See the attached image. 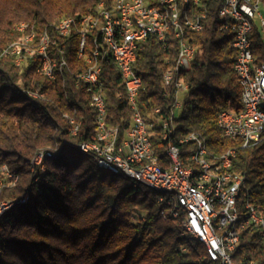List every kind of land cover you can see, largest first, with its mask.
I'll list each match as a JSON object with an SVG mask.
<instances>
[{
  "label": "trees",
  "instance_id": "obj_1",
  "mask_svg": "<svg viewBox=\"0 0 264 264\" xmlns=\"http://www.w3.org/2000/svg\"><path fill=\"white\" fill-rule=\"evenodd\" d=\"M112 1L0 0V204L12 203L0 215V264H218L184 232L182 212L177 217L164 213L169 207L157 201V193L99 168L91 154L78 148L96 141V111L91 92L77 78L87 67L77 57L78 34L60 36L54 25L62 18L93 12L100 2L109 9ZM220 5V0L208 2L203 29L192 34L197 49L191 67L174 75V81L188 85L181 93L178 116L172 114L176 90L162 79L177 57V40L169 36L164 45L149 36L140 43L133 64L141 78L138 107L155 125L151 140L160 165L165 141L159 138L158 120L171 115L174 141L194 134L209 158L233 149L230 171L244 177L238 203L248 201L264 216V141L243 147L222 137L216 126L218 111H238L241 105V88L231 67L232 35L223 28ZM20 23L27 25L23 31L15 28ZM31 30L45 32L47 54L66 62L54 69L52 78L37 70V54L16 64L11 53L14 43ZM94 36L88 35L86 52ZM249 40L254 64L260 65L264 38L257 25ZM98 63L106 126L117 128L120 139L131 112L114 61L109 55L98 56ZM156 108L159 113L153 114ZM178 147L186 163L194 144L187 141ZM40 155L43 170L34 164ZM232 259L264 264L257 229L241 232Z\"/></svg>",
  "mask_w": 264,
  "mask_h": 264
},
{
  "label": "bare ground",
  "instance_id": "obj_2",
  "mask_svg": "<svg viewBox=\"0 0 264 264\" xmlns=\"http://www.w3.org/2000/svg\"><path fill=\"white\" fill-rule=\"evenodd\" d=\"M149 0H137V4L135 7L130 8V16H138L136 25H129L124 29V39H129V47L131 52H134V58H131L130 61V70L133 77L136 79L135 83V93L137 96L139 95V90L141 87V78L133 71V64L136 61L137 51L139 49V45L141 42H144L149 36H153L157 41H159V36L162 44H166L168 37L171 36L173 39L177 40V57L170 67L166 69L163 75L173 74V71H176L175 74H178L184 69H178L179 63V38L181 37V44L184 49H194L196 47L192 43V37H189V25L192 22H200L201 20L206 19L204 17V9L208 6V0H196V3L201 6V8H196L192 14V0H181L180 1V11H177L178 20H174L175 18V9L167 2V0H153V5H156V10L158 11L159 24L158 19L152 17V12H140L144 11L148 8ZM122 2L126 4V6H133V0H113L109 9H114V13L112 18H107L106 31L105 32V18H100V14H109V9H105L103 7L102 2H100L93 12L87 13L78 19L75 18H62L55 25L54 29L60 36H69L71 32H75L79 35V32H86L85 43L81 47L79 51V43H78V52L77 57L83 58L86 62L87 67L83 70V72L77 75V78L81 82H85V75H95L101 71V68L98 63V56H107L109 55L111 59L115 63V67L119 72L121 78V84L124 88V97L126 99V103H130V85L125 80V69L122 68L121 64H123V57L115 55V46L114 43H117V36H119V29L117 28V23H121L123 19V9ZM139 14V15H138ZM204 18V19H203ZM79 25V26H78ZM91 25H94L91 28ZM247 25H249L250 32L253 29L254 25L258 26V22L254 21V17H247ZM63 26H68V34H62ZM151 27V30H145V27ZM27 27L25 23H20L15 26L17 31H23ZM203 29V25H201V30ZM139 32H141L139 34ZM200 32V31H196ZM194 32V33H196ZM95 35L92 39V47L88 52L85 51L88 35ZM104 34V35H103ZM138 38H132L133 36H137ZM98 37L99 41L98 42ZM49 44V38L45 32L41 34H36L34 31H30L22 38H20L17 42L14 43L13 53L16 56V64H20V62L26 57H31L34 54L39 56V59L43 57V53L45 52V67L47 71H52V75L48 74L46 70H44V60H39V65L37 70L44 74L45 76L52 78L54 69L63 65H66L64 59L60 62L56 60L54 57H50L46 48ZM79 53V54H78ZM175 84H177V89H181V93L188 90V85L186 83H182L180 80H175ZM247 87L255 88V80L254 78H247ZM28 95L34 94L28 93ZM117 96L120 98L122 95L117 93ZM91 105L96 110V102L92 99V92L90 94ZM97 101H101V105H105V99L101 92H97ZM157 114L159 113V109H157ZM139 117L142 122H148L145 118L142 117L139 110ZM166 119H159L158 121H163ZM70 123L73 124V121L70 120ZM130 126V123H129ZM129 126L124 130V134H129ZM217 126V120H216ZM155 127V125H154ZM77 128V125L71 130V133H74ZM218 128V126H217ZM219 129V128H218ZM159 130H161V123H159ZM175 128L173 126L172 136L174 134ZM220 134L224 137L223 130H220ZM95 132L96 136H103V139H98L96 137L95 142L90 143H81L78 145V148L83 153L89 152L85 151V148H90V150H98L104 149V154H113V147H109L110 144H115L117 140L118 130L117 128H109L107 126L103 128H97V121H95ZM152 127H145L142 132V140L145 141L147 148H153L152 140H151ZM186 137V136H185ZM159 138L163 141L167 138V131H159ZM183 137H177L176 139H181ZM173 139V137H172ZM191 139L199 140L196 142L197 153L201 154L199 156V164L204 168L208 169V177L209 178H199L200 170L197 167V162L195 161H187V156L185 158L186 163H182L179 157V149H173V159L176 162H172V156L168 155V147L165 144L164 150V161L162 165L159 164L158 161L154 160L156 158L154 150H146L144 152H139V160H135L132 157H119V166L124 167V169H119L116 167H108L103 166V164L99 163L96 158L91 154L97 164V166L101 169H104L115 175H122L127 177L137 183H141L148 187L151 191L158 194L157 199L159 200H169L172 204V207L177 212V216L179 212L183 213V221L182 226L185 229V226L191 223L193 219V211L190 205H188L184 200L183 196L179 190H168L165 186L161 185H153L147 184V182L139 177H135L129 173H144L148 167H154V170L157 172H172V169L178 170H188L189 174H187V187L191 190L195 195H205L202 198V206L205 209V217H207L208 222V234L210 237H217V254L219 256H226V261L228 264H248V262L243 261L240 263H236L232 259V242L227 236V232H222V229L219 225V218L214 215V206L212 202H215L216 195L219 191V184L224 183V174L221 170L211 169V165H220L223 162V155H231L234 154L235 151L233 149L227 150L221 156L217 158H209L207 149L202 140L197 138L194 134H191ZM250 132L249 129H242L241 136H237L236 139H229L231 141L238 142L241 146L244 147V144H249ZM264 141V121L261 124V134L260 137H254V145ZM50 155V153H46ZM42 155L38 156L34 160V164H41ZM159 160V159H158ZM232 163L224 164V171H228V176L226 178V189H233V187L237 184L239 180H242L244 177L238 173L231 172ZM43 170V166L41 167ZM9 175V174H8ZM241 183V189L242 185ZM205 186H209L208 188ZM240 198V193H233V200L236 209H241V211H251L255 214L257 219H250V228H259L260 230H264V216H262L259 210L254 207L250 202L245 201L241 205L238 203ZM12 203H8L7 207L11 206ZM169 208L167 209L166 214L170 215V205L166 204ZM176 216V217H177ZM188 234L187 232H185ZM228 234H236V226L235 221H228ZM192 238H194L197 242H199L204 250L206 255L210 260L215 261L214 251L210 246L208 241L202 240V238H196L194 234H188ZM259 235L261 239H264V231H259Z\"/></svg>",
  "mask_w": 264,
  "mask_h": 264
},
{
  "label": "built area",
  "instance_id": "obj_3",
  "mask_svg": "<svg viewBox=\"0 0 264 264\" xmlns=\"http://www.w3.org/2000/svg\"><path fill=\"white\" fill-rule=\"evenodd\" d=\"M180 1L181 0H167L172 7L175 9V18L178 20L177 11H180ZM210 0H208L209 2ZM221 5L218 9V14L224 19L223 28L227 29L231 35V47L234 50L235 56L232 62V70L236 76L237 82L241 88L240 96V108L238 111L231 109H222L218 111L216 120L217 126L220 130H223L224 138L226 139H236L237 136H241L242 129H249L250 139L249 144H244V147L254 145V137H260L261 134V124L264 121V62L260 65L254 64V58L251 53L249 34V25H247V17H254V21H258V27L264 29V17L259 12V5L263 4L262 0H220ZM137 0H133V6H126L122 2L123 9V19L121 23H117V28L119 29V36H117V43L115 46V55L123 57V64L119 65L125 69V80L130 85V103H128V108L131 112L129 134H123L119 139L117 135V140L115 144H110L109 147H113V154H104V149L90 150V148H85L86 152L93 154L96 160L103 164V166L116 167L119 169H124V167L119 166V157H132L135 160H139V152H144L146 150H154V148H147L145 141L142 140V132L145 127L154 128L153 123L142 122L139 117V107H138V96L135 93V83L136 79L133 77L130 70L131 58H134V52H131L129 47V39H124V29L129 25L137 24L138 16H130V8L135 7ZM196 8H201L196 0H192V14ZM140 12H152V17L158 19V11L156 10V5H153V0L148 1V8ZM114 9H109V14H100V18H105V32L107 18H112ZM139 15V14H138ZM206 16V9H204V17ZM204 19V18H203ZM189 25V37L196 31H201V25H203V20L200 22H192ZM79 26V25H78ZM94 25H91V28ZM145 30H151V27H145ZM141 32H139L140 34ZM62 34H68V26H63ZM103 34V35H104ZM79 51L85 43L86 32H79ZM132 38H138L133 36ZM159 42L160 36H159ZM196 47L194 49H184L181 44V37L179 38V63L178 69H184L188 71L191 67L192 60L194 58ZM79 54V53H78ZM39 60H44V70L45 67V52L43 57ZM47 71V70H46ZM48 74L52 75V71H47ZM101 72V71H100ZM100 72L95 75H85V82L87 91L92 92V99L96 102V118L97 128H103L106 126V106L101 105V101H97V92H101V82L99 80ZM173 74L163 75V83L165 86H173L175 91V98L173 103V112L176 109L181 108V89H177V84L174 81ZM53 77V76H52ZM247 78H254L255 88L247 87ZM32 96V95H30ZM153 114H157V110L153 111ZM175 116V115H174ZM173 115L163 121H158L161 123V130L167 131V138L165 144L168 147V155L172 156V162H176L173 159V149H179L178 145L192 141L194 144L193 151L187 155V161L197 162V167L200 170L199 178H209L208 169H204L199 164V156L201 154L197 153L196 142L199 140L191 139V134L183 137L181 139H172L173 130ZM98 139H103V136H96ZM47 155V154H46ZM234 154L223 155V162L220 165H211V169L221 170L224 174V183L219 184V191L216 195L214 206V215L219 218V227L222 232H227L228 238L232 242V250L235 251L240 244V234L243 230L250 228V219H257L255 214L251 211H241V209H236L233 200V193L241 194V183L239 180L233 189H226V178L228 176V171H224L225 163H232ZM154 160L158 161L156 157ZM40 164V162H39ZM135 177H139L147 182V184L161 185L165 186L168 190H179L183 196V200L190 205L193 211V219L189 225L185 226L184 232L188 234H194L196 238H202L204 241H208L210 246L214 251V258L218 264H228L226 261V256H219L217 254V237H210L208 234V222L207 217H205V209L202 206V198L205 195H195L187 187V174L188 170H178L172 169V172H157L154 167H148L144 173H129ZM8 175V174H7ZM209 187V186H205ZM160 203H165L170 205V216L176 217L177 212L173 209L172 204L169 200H159ZM2 205V204H1ZM8 205V204H7ZM228 221H235L236 234H228ZM260 230L259 228H251ZM264 244V239H261ZM248 264H253V262H248Z\"/></svg>",
  "mask_w": 264,
  "mask_h": 264
},
{
  "label": "rangeland",
  "instance_id": "obj_4",
  "mask_svg": "<svg viewBox=\"0 0 264 264\" xmlns=\"http://www.w3.org/2000/svg\"><path fill=\"white\" fill-rule=\"evenodd\" d=\"M259 12L262 14V16L264 17V4H260L259 5ZM258 22V21H257ZM259 31H260V34L261 36L264 38V29L262 27H259ZM180 109L181 108H178L176 109L175 111V116H178L179 113H180ZM41 167L43 166V164H40ZM1 170L5 171L6 168L5 167H2ZM10 176V175H9ZM2 204V205H1ZM0 204V215L3 214V212H5V210H7L9 207H7V204L8 202H3Z\"/></svg>",
  "mask_w": 264,
  "mask_h": 264
}]
</instances>
